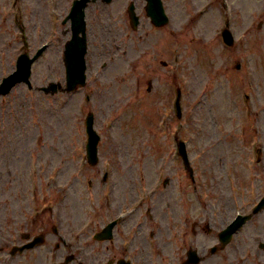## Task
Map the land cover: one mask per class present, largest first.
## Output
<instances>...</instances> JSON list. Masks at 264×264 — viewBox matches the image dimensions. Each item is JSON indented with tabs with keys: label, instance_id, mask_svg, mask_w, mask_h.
<instances>
[{
	"label": "rangeland",
	"instance_id": "obj_1",
	"mask_svg": "<svg viewBox=\"0 0 264 264\" xmlns=\"http://www.w3.org/2000/svg\"><path fill=\"white\" fill-rule=\"evenodd\" d=\"M0 1L2 8L7 6L6 0ZM230 1L238 41L235 49L225 47L216 36L221 27L219 8L212 7L200 22L190 23L186 15L192 5L183 3L175 9L168 3L167 27L156 29L143 19L139 29L129 33L126 23H114L117 18L112 17L110 7H102L99 15L91 7L88 13L94 14L88 23L87 86L75 93L47 96L21 84L0 98L3 222H14V197L19 207L29 194L28 163L51 167L71 163L67 165L70 170L73 163L75 169L79 163H87L85 119L89 112L94 113L95 129L101 135L99 167L110 166L115 182L119 177L128 176L130 180L139 170L152 185L160 172L165 177L184 175L183 169L180 167L178 173L173 164L181 161L175 156L172 135L160 126L172 93L171 83L183 90L184 118L179 122L183 131L178 138L188 143L200 190L228 191L224 166H231L227 172L234 174L235 168L236 176L241 175L240 162L248 157L254 127L264 132V0ZM26 2L30 44L35 48L50 43L45 40L49 35L47 1ZM2 14L0 82L15 70L16 53L21 47L17 30L4 17V9ZM60 26L64 30L69 25ZM118 34L120 38L114 36ZM59 39L50 43L47 53L33 67L32 84L36 88L64 81L63 44L69 36ZM238 63L240 70H236ZM176 67L175 84L172 73ZM150 79L154 89L149 94ZM245 94L250 96L247 105ZM87 96H91L90 101ZM248 109L254 114H248ZM248 116L251 119L247 120ZM168 190L169 198L175 190ZM77 191L84 192L80 184Z\"/></svg>",
	"mask_w": 264,
	"mask_h": 264
},
{
	"label": "flooded vegetation",
	"instance_id": "obj_2",
	"mask_svg": "<svg viewBox=\"0 0 264 264\" xmlns=\"http://www.w3.org/2000/svg\"><path fill=\"white\" fill-rule=\"evenodd\" d=\"M202 1L163 0L175 9ZM58 2L65 10L70 0ZM128 3L144 9L146 0ZM112 14L118 22L128 20L126 10ZM239 173L226 192L189 190L174 176L168 198L170 190H140V177H127L125 191L118 178L108 191L97 185L78 193V182L67 186L61 168L57 182L49 176L26 196V208L14 197L13 223L3 222L0 200V264H60L67 258L72 264H264V163L241 164ZM110 226L106 238H95ZM30 243L35 246L14 255V248Z\"/></svg>",
	"mask_w": 264,
	"mask_h": 264
},
{
	"label": "water",
	"instance_id": "obj_3",
	"mask_svg": "<svg viewBox=\"0 0 264 264\" xmlns=\"http://www.w3.org/2000/svg\"><path fill=\"white\" fill-rule=\"evenodd\" d=\"M149 14L153 18L154 22L158 26L166 25L167 19L164 16L162 7L158 2L149 0ZM80 8V7H79ZM83 8H81L82 10ZM160 20V21H159ZM77 27L75 28L74 37L72 41L67 45L66 51V65L68 71V90L76 89L77 85H85V54H86V37H85V23L83 18V13L81 12V17L78 22H76ZM75 27V26H74ZM80 33H83V36L80 37ZM226 42L232 44V39L229 36L225 38ZM32 61L28 60L26 56L22 57L19 61L18 71L11 76L5 82L2 89H0V94H7L10 91V88L21 81H28L30 76V67ZM58 85L51 84L48 89H45L46 93L57 91ZM87 131L89 135L88 143V155L90 162H97V144L99 137L96 132L93 130V116L90 115L87 120ZM188 163V161L186 162Z\"/></svg>",
	"mask_w": 264,
	"mask_h": 264
},
{
	"label": "bare ground",
	"instance_id": "obj_4",
	"mask_svg": "<svg viewBox=\"0 0 264 264\" xmlns=\"http://www.w3.org/2000/svg\"><path fill=\"white\" fill-rule=\"evenodd\" d=\"M125 182H127V177H125V179L119 177L117 184L119 189L121 188L120 191H125V189H123V187L125 186Z\"/></svg>",
	"mask_w": 264,
	"mask_h": 264
}]
</instances>
